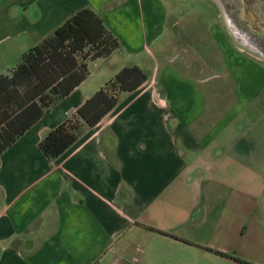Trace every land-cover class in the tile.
<instances>
[{
  "label": "crops",
  "instance_id": "obj_1",
  "mask_svg": "<svg viewBox=\"0 0 264 264\" xmlns=\"http://www.w3.org/2000/svg\"><path fill=\"white\" fill-rule=\"evenodd\" d=\"M85 9L120 49L0 156V264H264V64L219 23L174 55L163 0H0V75ZM129 65L149 81L49 160L42 139Z\"/></svg>",
  "mask_w": 264,
  "mask_h": 264
},
{
  "label": "trees",
  "instance_id": "obj_2",
  "mask_svg": "<svg viewBox=\"0 0 264 264\" xmlns=\"http://www.w3.org/2000/svg\"><path fill=\"white\" fill-rule=\"evenodd\" d=\"M119 49L104 20L85 9L26 52L9 73L0 75V156L88 79L90 63L107 60ZM149 79L137 65L124 67L42 139V153L49 160L60 158L79 140L85 127H97L122 95L138 91ZM217 254L238 264H251L235 255Z\"/></svg>",
  "mask_w": 264,
  "mask_h": 264
},
{
  "label": "rangeland",
  "instance_id": "obj_3",
  "mask_svg": "<svg viewBox=\"0 0 264 264\" xmlns=\"http://www.w3.org/2000/svg\"><path fill=\"white\" fill-rule=\"evenodd\" d=\"M163 1L166 7L171 11L172 25L176 21L178 22V25L173 27V30L169 32L170 36H172L171 52L174 55L183 52V53H187L188 57H190V61L192 60V58L193 59L196 58L193 57L195 55V50H193L191 47L187 45L186 40L190 39L191 36L193 37V35H196L195 33L201 36L200 38H202V36L206 38L207 29H205V27L209 28L211 27V25L217 23H219V25L223 28L225 35L229 38L232 45L235 46L236 49H238L236 44H234V42L232 41L230 34L225 28L221 14L218 12L216 7L209 0H163ZM192 25H199V28L190 30L189 28ZM168 41L170 42L169 37H168ZM166 42L167 40L163 41V39H161L159 43H157L155 48L151 47V51L155 54V59L157 60V64L159 63L158 65L161 66L164 63L163 60H165V54H164L165 51L169 52V50L168 51L165 50V48L167 49ZM198 44H199L198 46L199 50L202 51V53L205 56V53L207 52V48L202 43H198ZM117 52L118 51H116L115 53ZM213 54H216L215 50H213ZM14 57H17V52L14 55ZM203 58L205 59V57ZM112 60H114L113 62H115L116 59H112ZM18 62L19 60L17 62H14L15 65ZM114 64L112 65V63H109V61L104 63L103 61L100 60L90 63L89 71L91 73V78L89 79L88 83L85 86H87L93 81H97L99 79L103 80V78L107 77L108 74L112 73L110 68L111 66H114ZM212 74L213 73L210 70L206 69L205 66L202 72V75H204V80L208 77H211ZM230 84H231V79L229 80L228 78L227 79L225 78L224 80L221 79L220 81L216 80L214 81V83H212V85L214 86L220 85L221 90L226 88L224 87L225 85L227 86ZM258 115H259L258 113H253V112L249 113V117H255ZM201 263L205 264L204 261H202Z\"/></svg>",
  "mask_w": 264,
  "mask_h": 264
},
{
  "label": "water",
  "instance_id": "obj_4",
  "mask_svg": "<svg viewBox=\"0 0 264 264\" xmlns=\"http://www.w3.org/2000/svg\"><path fill=\"white\" fill-rule=\"evenodd\" d=\"M237 48L264 64V0H209Z\"/></svg>",
  "mask_w": 264,
  "mask_h": 264
}]
</instances>
